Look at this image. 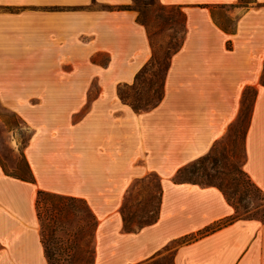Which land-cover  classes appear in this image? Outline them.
I'll use <instances>...</instances> for the list:
<instances>
[{
	"label": "crops",
	"instance_id": "obj_1",
	"mask_svg": "<svg viewBox=\"0 0 264 264\" xmlns=\"http://www.w3.org/2000/svg\"><path fill=\"white\" fill-rule=\"evenodd\" d=\"M156 2L181 11L183 38L160 101L136 113L119 89L153 53L133 0H0V104L17 106L32 131L24 158L34 180L0 163V264H48L37 191L86 203L93 264H264V220L229 221L217 187L173 180L249 102L242 169L264 194V0ZM140 186L157 196V216L125 231L123 202Z\"/></svg>",
	"mask_w": 264,
	"mask_h": 264
},
{
	"label": "rangeland",
	"instance_id": "obj_2",
	"mask_svg": "<svg viewBox=\"0 0 264 264\" xmlns=\"http://www.w3.org/2000/svg\"><path fill=\"white\" fill-rule=\"evenodd\" d=\"M131 8L138 12L139 20L148 28L153 55L146 73L133 87L120 88L119 94L137 108L149 109L161 97L162 79L169 57L183 38L184 17L178 9L160 6L156 0H133ZM262 80L264 82V75ZM251 96L252 91L248 90L246 97ZM249 107L250 103L247 102L238 122L228 135L218 141L208 155L183 167L185 170L180 176L181 180L205 186L213 185L220 189L234 210L229 221L240 218L264 220V194L249 181L242 169L244 162L242 137L249 116ZM15 109L17 110V106L0 104V163L6 174L29 180L30 174L25 163L24 151L32 131ZM150 189L147 186H140L126 195L122 206L125 231L136 230L156 219L158 199ZM66 202L67 207L75 209L77 218L89 215L85 212L88 207L83 202L79 200ZM67 219V224H70L73 220L72 215L67 214ZM94 227V223L90 221L81 234L73 230L76 238L71 237L72 233L71 236L59 235L61 237L59 242L63 243L55 245L59 251H55L52 256L53 263L93 264ZM55 240L58 241V238ZM71 246L73 249L70 251L68 248ZM158 264H170L169 257L162 258Z\"/></svg>",
	"mask_w": 264,
	"mask_h": 264
},
{
	"label": "trees",
	"instance_id": "obj_3",
	"mask_svg": "<svg viewBox=\"0 0 264 264\" xmlns=\"http://www.w3.org/2000/svg\"><path fill=\"white\" fill-rule=\"evenodd\" d=\"M253 1L254 0H250V1L245 2L243 0H240V5L247 7L248 4L250 2H253ZM150 63L144 70H142L140 72V75H138V79L146 73V71L148 70V67L150 66ZM168 63H169V61H168ZM167 67H168V65H167ZM166 70H167V68H166ZM166 70H165V72H166ZM263 75H264V73H263ZM263 75H262V77H263ZM138 79H137V81H138ZM261 84H262V86H264V82H263L262 78H261ZM119 96L121 97L120 94H119ZM161 97H162V94H161ZM161 97H160V99H161ZM122 99H124V98H122ZM160 99L158 101H160ZM124 100H126V99H124ZM126 101H128V100H126ZM158 101L154 105H152L149 109L154 107L158 103ZM129 104L132 107V109L134 110V112H136V113H141V112L149 110V109H139L136 106H134L133 104H131L130 102H129ZM27 168H28V166H27ZM184 170H185V168H181L177 172V174L174 176V179H173L174 182L175 183L196 184V183H193L189 180H181L180 176ZM29 174H30L29 180H25V179L20 178L18 176H14V177H16L17 179H20L22 181L32 183L34 180H33V177L31 175L30 171H29ZM207 186H213V185H207ZM67 200L73 202L74 200H79V199L64 197V196H60L57 194H52V193H48V192H44V191H37V196H36V200H35V212H36L38 224L40 227V241H41V244L43 246L44 254H45V257H46L48 264H54L53 263L54 260H53L52 256H54L55 251H59L55 248V245L58 246L59 244L63 243V242H59V240H61V237H59V235L63 234L65 236L68 234L70 235V233H72L73 235L72 236L70 235V236L72 238H76L75 237L76 233L74 232L75 230L78 231L79 234H81L85 230V228L88 227V223L90 221H92V223H94V225H95L94 231H95V228L97 225L96 219H95L94 215L92 214V212L90 211L89 208L87 209V211H85L89 214L87 217L85 216V218H77L78 216H76L75 209L73 207H67V204H66ZM79 201L83 202L86 205V203L84 201H82V200H79ZM67 214H70L73 217V220L70 224H67V221H68ZM72 223H74L73 226H72ZM56 238H58V241L55 240ZM72 249H73V246H71V248H68V250H70V251ZM51 251H54V252H51ZM67 257H69V256H67Z\"/></svg>",
	"mask_w": 264,
	"mask_h": 264
}]
</instances>
